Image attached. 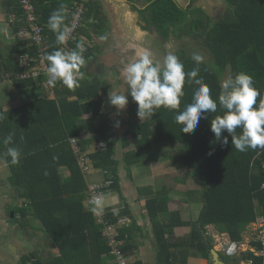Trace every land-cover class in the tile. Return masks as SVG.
<instances>
[{"label": "trees", "instance_id": "16d2710c", "mask_svg": "<svg viewBox=\"0 0 264 264\" xmlns=\"http://www.w3.org/2000/svg\"><path fill=\"white\" fill-rule=\"evenodd\" d=\"M33 1L44 27L45 54L57 49L73 50L77 43L84 41L79 38L81 34L93 39L95 35L108 33L102 0H85L86 10L78 37L71 40L68 47L58 44L56 33L47 24L49 16L63 3L67 9L63 28L69 23L76 3L82 0ZM228 1L230 7L219 19L196 6L194 0L186 7L177 0H150L148 6L139 9L148 25H153L162 37L168 38L172 33L177 37L202 39L213 56L215 64L204 60L199 65L197 78L203 77L210 88L218 104L217 112L205 113L206 118L200 119L193 132H181L183 125L175 121V116L193 99L196 86L189 84L186 77L178 109L160 107L151 119L142 121L136 112V128H128L121 138L115 137L117 131L103 108L104 82L98 76L86 78L98 45L85 48L86 63L80 69L84 77H79L78 87L69 89L58 80L53 84V97H40L15 107L0 106V114L5 117L0 121V153L10 168V184L23 202L14 208L13 218L17 220L20 214L24 222L31 223L32 218L40 220L47 241L57 249L46 260L38 251H33L23 257L22 264H119L103 228L105 224H118L126 216L131 222L118 226V246L127 257L139 249L143 226L135 221L127 197L122 193L121 161L117 157L119 141L129 175L132 165L143 161L155 142L166 148L162 150L158 146V152L150 154L152 159L163 154L161 159L179 163L185 172L195 170L204 184L202 206L195 221L185 220L179 210L169 209L171 196L167 186L158 190L152 186L138 187V196L145 198V217L150 221L158 264H175L174 250L202 255L213 264L215 238L208 230L210 225L227 233L231 242L244 241L247 227L264 215V168L261 165L264 150H236L226 130L221 139L228 136L229 143L222 144L211 130V119L222 114L218 95L226 71L228 77L238 72L251 75L254 86L264 96V0ZM6 5L8 14L15 19L10 22L13 34L10 50L0 48V80L11 77L17 89L34 86L36 79L31 73L18 76L25 69L20 57L28 55L33 59L30 68L37 66L42 45L34 43L31 37L20 36L22 30L29 29L20 0H6ZM16 55L19 58L16 59ZM178 57L186 73L197 67L192 55L184 49L178 52ZM89 113L91 117L86 118ZM11 132L15 133L13 145H4L3 138ZM73 138L77 140V147ZM102 142L104 146L99 148ZM9 146L20 147L18 164H12L6 155ZM84 152L90 158L87 162L90 167L107 171L106 179H112L111 184L99 189L101 194L112 191L121 197L117 205L104 208L103 222L98 221L94 208L87 202L90 182L88 172L80 163ZM182 226H190V232L184 238L174 237L175 228ZM252 246L255 250L247 249L230 258L264 264V254L258 253L263 247L261 242L254 240ZM184 263L187 264V260ZM128 264L144 263L136 260Z\"/></svg>", "mask_w": 264, "mask_h": 264}, {"label": "crops", "instance_id": "0c3cea01", "mask_svg": "<svg viewBox=\"0 0 264 264\" xmlns=\"http://www.w3.org/2000/svg\"><path fill=\"white\" fill-rule=\"evenodd\" d=\"M127 1L130 4L124 5V2H122L124 8H120L118 12L115 13V10L108 8L105 1L102 0L103 10L107 15L106 26L108 28V33L105 34L108 37L107 39L102 40L98 37H101L103 35H95L93 39L86 38L82 34L79 35V38H82L84 40V48H86L87 45L99 46L96 53V58L93 60L86 78L89 77L90 79H92L94 76H98L104 82V89L102 90L103 99L104 95H107L109 99V92H126L125 94L128 96V103L124 109L118 110L115 106L110 104L111 106L109 108V111L106 112L109 120L114 124V130L117 131V135H115V137L117 138H121L124 132L128 128H131V116L132 114L134 115L138 109L137 103L127 92L128 85L126 84L123 70L129 62H131L138 56L139 53L145 50L151 51L152 54L154 53L153 47L150 46V41L152 40L151 30L153 29V26L151 25V28H149L147 21L144 20L139 12V9H144L149 5L150 0H146V2H140L139 6H135L134 3L130 2V0ZM177 1L182 4L180 0ZM191 1L192 0H190L189 2L187 1V4L184 7L189 5ZM194 1V4L200 7H202L201 5L203 4H206V6H222L218 7V9H215L214 14L211 13V10H206L204 6L202 7L206 11V13L214 19L224 17L231 4L228 0ZM224 5L229 7L225 9ZM105 9L107 10V12L105 11ZM135 11L137 12V14H135ZM134 15L140 17L141 22L132 24L131 22H133L135 19ZM14 19V15L8 14L6 0H0V48H2L3 50H10L13 43V34L10 27V22H12ZM114 21H116L119 26L117 31H115L112 27V23ZM9 29L11 30V34H9L8 32ZM77 35L76 38L78 37ZM20 36L22 38L29 37V31L22 30L20 32ZM98 41L100 43H98ZM68 44L64 46H67ZM103 44L104 49L102 48ZM159 50L160 51L157 53L158 55L167 53L166 49L163 50L164 52L161 51L162 49ZM65 51L68 50L65 49ZM15 57L16 59L19 58L17 55ZM33 69H38L39 72L34 75L30 69V66H25L24 71L22 72V74L19 73V76L28 75L29 73H31V75L36 79V85L19 89L14 87L16 92L15 94L14 92L11 93V99L7 102V105L0 106L15 107L40 97L47 98L54 96L53 85L48 86L47 84V71L41 70L39 64H37V66H35ZM81 77L84 76L80 73V78ZM227 77L228 75L226 76V78ZM6 79H9L13 85L11 77L7 76V78L3 80ZM40 82L46 89L47 96H36V94L42 92V90L37 85ZM85 117H91V113L85 115ZM119 144H121V141H119L118 145ZM98 147L100 148L99 144ZM161 155L163 154H159L157 159H146L145 164L141 166V168H144V166L146 165V173L145 175H141L137 178V180L140 179V184L137 183V180L134 181V178H132V176L134 177L136 175L131 168V174L129 175L127 172V177L131 176V180H129V182L127 180V182H125V185H122L121 182L123 181V179L120 168H123L122 164L124 165V163H121L119 167L122 193L127 197L135 221L137 222V224L143 226V234L140 239L141 244L139 246V249L135 253L128 256V262L141 260L144 264H158L156 245L152 234L150 221L145 217V198H140L138 196V187L152 186L154 189L158 190L161 189L163 185L167 186L169 188L171 196L169 209L171 211L179 210L183 219L185 220L195 221L202 206V193L199 197V194L197 192L198 190H196L190 183V181L193 183L192 177L187 176L186 173L183 172V168L179 163H171L169 160H163L161 159ZM84 156L88 157L87 153L84 152V155L82 157ZM89 159L90 158L87 159V162H89ZM119 160L122 161L121 159ZM180 167L181 171H179ZM63 171L65 174H67L66 169H64ZM105 175V171L96 169L94 167H91L88 171V178L90 183H101L105 181ZM8 176V163H6V160L0 153V264H22L23 257L33 251H38L43 259L46 260L43 254L47 250L42 251L41 249L43 247H46L48 249V247H50V244L47 241L44 232L42 231L43 235L38 230L35 232V229L29 226L32 224L30 222L20 223L17 220L10 218V209L15 201L13 200V197L15 195V197L17 198L18 192L16 188H14L10 184ZM143 180H147V183H143ZM128 184H131L130 187H132V189H129ZM108 192L112 193V191ZM120 202L121 197L118 193H116V196L113 197L112 202L107 204L106 207L110 205H117ZM257 228V222H253L252 224H250L244 233V241L237 243V253L229 254L226 250V248H228V246L231 244V239L229 238L228 234L219 232L213 225L208 226L209 232L212 233L213 237L215 238L214 248H216L219 252V257L222 261V264H251L250 261H234V259L231 258L239 256L242 251H246L247 249L255 250V247L252 246V244L254 240H257ZM190 230V226L176 227L174 230V237L184 238L185 236H187ZM174 251L176 253V259L174 260L175 264H186L184 263L185 260H187V264H210V260L202 255H198L195 253L189 254L185 250L184 252H180L179 250ZM185 254L187 255V258H184ZM211 260L213 261L212 257Z\"/></svg>", "mask_w": 264, "mask_h": 264}, {"label": "clouds", "instance_id": "9594fccd", "mask_svg": "<svg viewBox=\"0 0 264 264\" xmlns=\"http://www.w3.org/2000/svg\"><path fill=\"white\" fill-rule=\"evenodd\" d=\"M67 9L62 3L48 18L47 24L51 31L56 33L58 44H64L70 35V29L62 28L64 15ZM107 39V35L100 37ZM85 51L83 42L77 43L71 51L57 49L46 53L48 83L55 84L58 80L67 88L79 86L80 69L85 65L83 55ZM191 59L197 67L185 72L184 64L180 58L167 52L162 59H155L149 50H145L129 62L124 70L127 92L137 103V116L142 120L151 119L160 107L178 109L180 98L184 96V85L193 84V99L185 109L175 116V121L183 125L181 132H193L201 118H206L205 113H216L218 104L210 93V88L205 84L203 77H198L199 65L204 62V57L193 53ZM218 95L221 115L211 119V130L222 144L229 143L228 136L221 139L223 131L231 136V145L240 152L248 149L264 150V96L254 86L253 78L245 72H238L223 79L220 83ZM124 93L109 92V102L118 110H122L128 103V96ZM260 97L259 102L257 98ZM5 117L0 114V121ZM237 129L240 132L237 133ZM15 133L11 132L3 138L4 145H13ZM23 141V136H21ZM6 155L11 158L12 164H18L21 149L18 146H9ZM96 203L99 200L94 198Z\"/></svg>", "mask_w": 264, "mask_h": 264}, {"label": "rangeland", "instance_id": "374dc122", "mask_svg": "<svg viewBox=\"0 0 264 264\" xmlns=\"http://www.w3.org/2000/svg\"><path fill=\"white\" fill-rule=\"evenodd\" d=\"M180 1L182 3L181 5L185 6L187 4V1L189 2L190 0H180ZM136 2H138V1H136ZM141 2H146V0H141ZM201 6L202 7L204 6L206 8V10L207 9L211 10L212 14L215 13V9H218V7H222V6H219V5H216V6H209L208 5V6H206V4H203ZM224 7H225V9H227L229 6H225L224 5ZM122 8H124V7H122ZM106 9H105V11L107 12ZM135 14H137L136 11H135ZM139 22H141L140 17L135 16L134 21L131 22V23L135 24V23H139ZM112 27H113V29L115 31H117L118 28H119L118 23L116 21H114L112 23ZM142 27H143V25H142ZM149 28H151V25H149ZM151 33H152V36H151L152 40L150 41V46H152L153 49H154L153 57L155 59H162L163 55L166 54V53H162L163 55H158L157 53L160 51L159 49H162L161 50L162 52H164L163 50L166 49V52H172V53L176 54L177 56H178V52H180L182 49H184L188 55H192L193 53H199V54H201L204 57V60L210 62L209 64H213V65L215 64V62L213 61L212 54L202 44V39L201 40H197V39H193L192 37H189V36L177 37V36L173 35L172 33L170 34V36L168 38H165V37H162L155 29H152ZM98 37L100 38V36H98ZM98 37H96V38H98ZM98 43H100V42L98 41ZM102 48L104 49V44H103ZM227 75H228V71L225 72V75L223 76L224 79H226ZM37 85L42 90V92L39 93V94H36V96H38V95L47 96L46 89L42 86L41 82L38 83ZM12 92H14V94H15L16 90L14 88V85H12L11 81L9 79L1 80L0 81V105H7V102L11 99L10 96H11ZM102 98H103V96H102ZM103 106H104L103 108H104L105 112H108L111 105H110V102H109V99H108L107 95H104ZM134 115L132 114L131 119H130L131 120V122H130V127L131 128H134L136 126V119L134 118ZM158 146L162 150L166 148V145H164V144L157 145L155 142H153V147L151 148L150 151L145 153L144 157L146 156L145 157L146 159H152L150 154L152 152H158V151H156ZM123 156H124V150H123L122 143H121L117 147V157L122 160L121 163L124 162L123 159H122ZM145 158L139 164H134L131 167L133 172H134V174L136 175L134 177L132 176V178H134V181H136L138 177H140L141 175H145V173H146L145 172L146 168H147V167L145 168L146 165L144 166V168H141V165L145 164V162H146ZM122 167L123 168H120V171L122 173V179H123V181L121 183H122V185L123 184L125 185V182H127V180H128V182H129V180H131V176L127 177V170L125 169L123 164H122ZM179 171H181V167H180ZM183 172H185V171L183 170ZM9 173H10V168H9ZM185 173H186L187 176L192 177L193 183L191 181H190V183L192 184V186L196 190H198L197 192H198L199 197H200V195H201V193H202V191L204 189V184L201 181L198 173L195 170H190V171L188 170ZM137 183L138 184L141 183L140 179L137 180ZM143 183H147V180H143ZM130 185H129V189H132V187H130ZM116 193H118V192H112V193L111 192H106V193H104L102 195V197H101L100 207L105 208L107 204L112 202V199H113L114 196H116ZM130 195H132V194H130ZM13 198H14L13 200H15V201H14V204L12 205V207L10 209V216H11L10 218L15 219V218H13L15 216V213H14V216H12L11 213L14 212V208H16L19 205H22L23 202H22V199L19 196L16 198L15 195H14ZM17 216H18V218H16L17 220H19L21 222H24V220H21L19 218L20 214L17 215ZM27 223H29V222H27ZM31 223L32 224L29 225V226L34 228L35 232L38 230L39 232L42 233V231H43L42 230V223L40 222V220L32 218L31 219ZM42 235H43V233H42ZM41 250L42 251H46L47 250L46 252H44V254L41 252L45 256L46 259L48 257H50L51 253L57 251V249L54 246H50V247H48V249L46 247H43ZM226 250H227V248H226Z\"/></svg>", "mask_w": 264, "mask_h": 264}, {"label": "built area", "instance_id": "2783aa9c", "mask_svg": "<svg viewBox=\"0 0 264 264\" xmlns=\"http://www.w3.org/2000/svg\"><path fill=\"white\" fill-rule=\"evenodd\" d=\"M21 5L23 7L25 16L27 18V21L29 22V29H24L29 31V37L32 38L33 42L42 45L41 51L39 53V66L40 69L43 71H47V63L46 60L44 59L45 56V50L46 47L43 46V43L45 41V34H44V27L43 25L39 22V16L36 12V6L33 0H20ZM86 10V3L85 0H82L80 2L76 3L75 9L73 11L72 17L69 21L68 24L65 25V27L69 28L70 35L66 39L63 45L68 44L71 40L76 39V35L78 33L79 27L81 26V22L84 18V13ZM33 59H31L28 55H22L20 57V62L24 66H30L31 62ZM34 68V67H33ZM30 68L32 73L35 75L39 72L38 69H33ZM19 76V74H18ZM48 86H51L53 84H49L47 82ZM73 144L77 147V140L75 138L72 139ZM100 148L104 146V142L99 144ZM87 159L88 157L84 156L80 158V163L81 166L85 171L90 170V166L87 164ZM262 167L264 168V158L262 159L261 162ZM107 171H105L106 173ZM112 183V179H105L104 182L101 183H90L89 184V193L90 196L87 200L89 205H91L94 210L96 215L98 216V221L103 222V215H104V208L100 207V202H101V197L102 194L99 191V189L103 188L106 185H109ZM264 186V184H263ZM94 198L96 200H99V203H96ZM131 222V219L129 217H122L119 220L118 224H105L103 228V234L109 239L110 244L113 246V253L117 256V260L119 264H128V257L125 256L120 247L118 246V226L120 225H128ZM257 240H259L262 244V249L258 252L259 254H264V215H261L257 219ZM227 252L229 254H235L237 253V243L236 242H231V244L227 248Z\"/></svg>", "mask_w": 264, "mask_h": 264}, {"label": "water", "instance_id": "95a60500", "mask_svg": "<svg viewBox=\"0 0 264 264\" xmlns=\"http://www.w3.org/2000/svg\"><path fill=\"white\" fill-rule=\"evenodd\" d=\"M105 3L107 4L108 8L114 9L115 13L118 12V10L122 7V2H124V5H129L130 3L127 0L120 1V0H104ZM121 21V20H120ZM9 34H11V30H8ZM12 216H14V212L11 213ZM212 259L214 261V264H222V261L220 260L219 257V252L217 251L216 248L212 249Z\"/></svg>", "mask_w": 264, "mask_h": 264}, {"label": "flooded vegetation", "instance_id": "af4514ba", "mask_svg": "<svg viewBox=\"0 0 264 264\" xmlns=\"http://www.w3.org/2000/svg\"><path fill=\"white\" fill-rule=\"evenodd\" d=\"M136 1H138V2H136ZM130 2L134 3L135 6H139V2H141V0H130ZM152 26H153V25H152ZM153 29H155L154 26H153ZM155 30H156V29H155ZM159 40H160V39H159Z\"/></svg>", "mask_w": 264, "mask_h": 264}]
</instances>
